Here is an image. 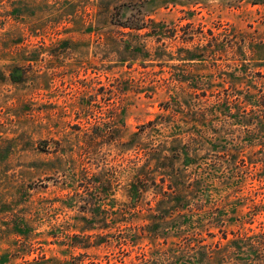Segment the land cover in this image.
Here are the masks:
<instances>
[{"label":"rangeland","instance_id":"1","mask_svg":"<svg viewBox=\"0 0 264 264\" xmlns=\"http://www.w3.org/2000/svg\"><path fill=\"white\" fill-rule=\"evenodd\" d=\"M0 264H264V0H0Z\"/></svg>","mask_w":264,"mask_h":264}]
</instances>
